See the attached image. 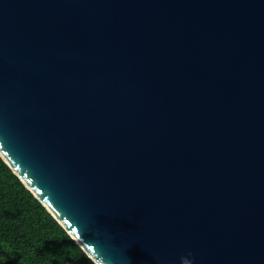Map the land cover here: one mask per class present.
Here are the masks:
<instances>
[{"label":"water","instance_id":"obj_1","mask_svg":"<svg viewBox=\"0 0 264 264\" xmlns=\"http://www.w3.org/2000/svg\"><path fill=\"white\" fill-rule=\"evenodd\" d=\"M0 156L96 264H264V0H0Z\"/></svg>","mask_w":264,"mask_h":264},{"label":"trees","instance_id":"obj_2","mask_svg":"<svg viewBox=\"0 0 264 264\" xmlns=\"http://www.w3.org/2000/svg\"><path fill=\"white\" fill-rule=\"evenodd\" d=\"M0 264H96L1 156Z\"/></svg>","mask_w":264,"mask_h":264},{"label":"clouds","instance_id":"obj_3","mask_svg":"<svg viewBox=\"0 0 264 264\" xmlns=\"http://www.w3.org/2000/svg\"><path fill=\"white\" fill-rule=\"evenodd\" d=\"M188 255L191 256V253H189ZM181 264H193V261L188 257H182Z\"/></svg>","mask_w":264,"mask_h":264}]
</instances>
